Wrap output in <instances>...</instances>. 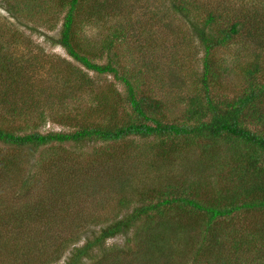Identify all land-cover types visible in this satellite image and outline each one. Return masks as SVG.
I'll return each instance as SVG.
<instances>
[{
	"label": "trees",
	"instance_id": "trees-1",
	"mask_svg": "<svg viewBox=\"0 0 264 264\" xmlns=\"http://www.w3.org/2000/svg\"><path fill=\"white\" fill-rule=\"evenodd\" d=\"M137 2L0 0V264H264V0H166L190 27L166 28L169 52L122 12ZM51 20L46 41L86 72L43 60L40 83L41 57L9 49L29 43L18 26ZM240 39L234 65L219 52ZM47 121L64 130L41 133Z\"/></svg>",
	"mask_w": 264,
	"mask_h": 264
},
{
	"label": "rangeland",
	"instance_id": "rangeland-1",
	"mask_svg": "<svg viewBox=\"0 0 264 264\" xmlns=\"http://www.w3.org/2000/svg\"><path fill=\"white\" fill-rule=\"evenodd\" d=\"M166 0H138V2L136 4L130 5L131 6V12L130 15H128L127 13V7H124L122 12L124 14H127L126 18L129 17L128 21H135V28H146L151 30L149 31L150 33L153 34V38L157 37L156 40H158L157 42H164L165 41V47L163 50H165L166 52L170 51L171 48V35L167 33L166 28H178L184 31H187L190 29V27H187L188 25L186 24V22H184V20L187 19H183L181 18V15L175 13L170 6H168V3H164ZM138 8H142L143 10H139ZM143 12H148L146 16L142 15ZM150 15H155L156 17L154 18V21H150ZM61 17L62 15H58L57 19H58V26L61 22ZM4 18H8L6 17V14L3 13L2 11H0V22L3 21ZM190 18V17H189ZM114 18L111 19V22L113 21ZM9 22H11L12 20L8 19ZM109 22V23H111ZM54 23H56V20H51L49 21L47 24L40 26V28H37L36 30L30 27L31 24H28V29L25 28L24 26H18V31L20 33H22L24 35V37L28 38L29 43H27V47L24 46H18V47H13L11 49H9V52H11L13 55H15L18 58H30V56L34 55V56H39L41 57V59H37L38 62L40 63V65L37 67L36 69V80L39 81L41 80L40 83H45L46 81L49 82L47 80L46 77L51 76L49 71H48V66L47 63H44L43 60H49V61H53L56 60V58L58 57L60 60H63L64 62H69V64H71L73 67L76 68H80L82 71L86 72L83 68H81L78 64L71 62V60L67 57V55L65 54L64 50L58 46H53L50 44V42L46 41L45 37H54L56 35V30L50 31L48 29V27H51V25H53ZM12 24V23H11ZM152 25V26H151ZM15 27V26H14ZM101 27L99 26H91V24L85 25L83 26V32L84 34L87 36L88 40L93 41V42H97L99 40L98 37H100V33L102 32ZM239 38H243V37H239ZM167 40V41H166ZM135 40H131L129 41V43H131L133 45V42ZM248 43H246V41L244 39H240L239 42H235L234 45L230 46V48L226 51L220 50L219 54L229 58L231 62V64H238L240 61L241 63H244L246 61H248L247 59L243 58V57H237L235 56V54L237 53H243L245 50V46ZM184 45V44H183ZM183 47V46H182ZM185 51L182 52H178V54H182ZM194 53V52H192ZM231 53V54H230ZM220 56L219 59L222 57ZM201 57V54L197 56L194 55H190L189 59H183L184 60V66H183V70H182V74L181 76H186L187 73L194 75L196 73V71L199 68V59ZM242 59V60H241ZM260 63L263 64V68H264V53L261 54L260 56ZM63 63L59 64V69L60 67L63 68ZM127 67L128 65L125 63L124 67ZM166 67L161 68V70H165ZM125 69V68H124ZM129 70L132 71V68L129 67ZM160 71H157V73H159ZM88 74V78L91 81H95V82H100V83H107L109 82L110 84H114L116 86V89L120 92L122 91V87L118 84H116L114 82V80H112V77L110 75H106V76H102V77H97L96 74L93 73H89ZM155 75H150L147 79V83L148 82H153L154 80H152V78H154ZM49 80H52L53 78H48ZM150 80V81H148ZM46 82V83H47ZM80 82V81H79ZM232 81H225V83H227L226 86H228ZM78 83V82H77ZM235 83L236 82H232ZM80 86H84V84L82 82L79 83ZM51 86L53 88V83H51ZM149 86V85H148ZM60 87V86H58ZM144 88H148L147 86H145ZM48 89V88H45ZM168 88H165L164 91H167ZM49 92H53V90H47ZM45 95H47V93H44L42 98H45ZM76 97L74 99V103L77 105V107H79V109H81L82 107H84L85 103H87V99L89 98V96H87L84 93V89L81 88L79 90H76L75 94ZM84 104V105H83ZM89 104V103H88ZM86 107V106H85ZM178 107L175 105L173 108V105H170V109L176 110ZM174 113H178V111H173ZM64 129L61 128L60 126H57L55 124H52L50 122H46L43 126H41L39 128V131L41 133H46V132H58V131H63ZM133 141V145L135 144H140L145 145L142 140L137 139V138H132L129 140H125L124 143L129 144L130 145V141ZM36 158V155L33 159ZM27 165V163L24 165V167ZM26 169L30 170V166H26ZM28 175L27 171L24 170L21 180L24 179V177H26ZM81 210H87L85 208H81ZM8 230L5 229V232L1 231V235H0V246L2 244L3 241H5V239L12 235L13 233H8ZM14 231V230H13ZM16 232V231H15ZM28 232L24 231L22 235H17L15 234L16 237L14 238H19L21 240V237H27ZM120 239L118 240H111L109 241V243L112 242H119ZM11 242L12 241H6V247L7 248H11ZM17 245V242H16ZM18 245H23V239L21 242H19ZM65 256L60 260L59 264H63V262L65 261Z\"/></svg>",
	"mask_w": 264,
	"mask_h": 264
}]
</instances>
